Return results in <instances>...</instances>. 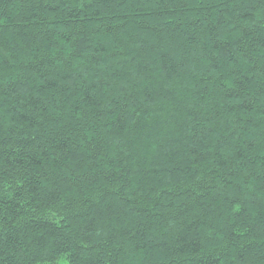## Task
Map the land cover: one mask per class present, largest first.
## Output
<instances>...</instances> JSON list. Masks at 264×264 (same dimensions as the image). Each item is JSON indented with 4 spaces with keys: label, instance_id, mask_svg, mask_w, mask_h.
<instances>
[{
    "label": "trees",
    "instance_id": "1",
    "mask_svg": "<svg viewBox=\"0 0 264 264\" xmlns=\"http://www.w3.org/2000/svg\"><path fill=\"white\" fill-rule=\"evenodd\" d=\"M0 264H264V0H0Z\"/></svg>",
    "mask_w": 264,
    "mask_h": 264
}]
</instances>
